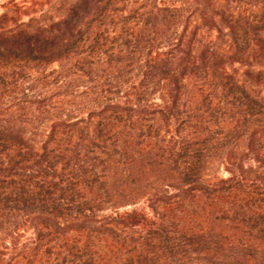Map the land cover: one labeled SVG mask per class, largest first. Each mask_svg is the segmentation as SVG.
I'll return each instance as SVG.
<instances>
[{
  "label": "trees",
  "instance_id": "1",
  "mask_svg": "<svg viewBox=\"0 0 264 264\" xmlns=\"http://www.w3.org/2000/svg\"><path fill=\"white\" fill-rule=\"evenodd\" d=\"M0 264H264V0L2 25Z\"/></svg>",
  "mask_w": 264,
  "mask_h": 264
},
{
  "label": "rangeland",
  "instance_id": "2",
  "mask_svg": "<svg viewBox=\"0 0 264 264\" xmlns=\"http://www.w3.org/2000/svg\"><path fill=\"white\" fill-rule=\"evenodd\" d=\"M73 0H15L16 6L9 5V0H0L1 26L12 27L15 22L26 23L29 20L41 24L58 20L67 4Z\"/></svg>",
  "mask_w": 264,
  "mask_h": 264
}]
</instances>
